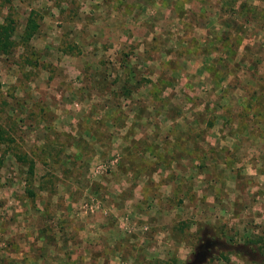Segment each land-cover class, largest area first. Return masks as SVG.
<instances>
[{
  "label": "rangeland",
  "instance_id": "374dc122",
  "mask_svg": "<svg viewBox=\"0 0 264 264\" xmlns=\"http://www.w3.org/2000/svg\"><path fill=\"white\" fill-rule=\"evenodd\" d=\"M81 2L0 0L2 14L14 18L16 27L14 51L0 55V124L13 140L0 143V262L10 263V253L30 256L24 247L32 250V224L46 219L51 240L75 245L63 252L77 256L70 264H136V256L143 264H158L161 257L170 262L173 257L176 263L171 264H217L220 252L227 251L228 264H264V0H96L89 1L92 8L80 9ZM111 6L133 18L130 23L116 20L118 28L127 27L124 36L110 37L113 20H104ZM32 11L39 28L23 44L21 34ZM104 16L100 24L84 22ZM73 44L78 48L74 53L80 49L76 55L60 52V47ZM128 66L137 96L153 90L155 83L144 87L147 83L164 79L166 85H158L164 87L163 97H136L125 103L109 94L112 85L117 90L115 80H123ZM104 69L106 81L90 85V74L100 78L98 72ZM250 80L257 86L244 87L258 91L250 108L255 116L245 114V108L239 119L240 108L231 98L238 85ZM132 111L128 123L133 127L137 122L138 128L162 123L172 129L167 116L188 113V149L181 147V158L188 160V203L178 214L157 216L152 210L147 216L149 205L142 192L158 193L155 184L143 185L153 161L140 156L139 141L124 154L109 150L110 119L121 125ZM162 111L166 116L159 114ZM93 112L104 115L84 118ZM79 113L86 114L73 120ZM185 123L179 119V129ZM213 123L215 131L208 134ZM240 125L252 130L239 143L243 148L236 140L234 145V136H226ZM74 126L90 129L73 136L67 130ZM95 139L106 141V147H93ZM163 143L170 144L165 138ZM163 150L164 156L168 151ZM19 155L35 160L33 176L17 160ZM64 174L79 177L80 183ZM46 180L53 183L51 191L60 193L35 200L27 196L28 190L41 191ZM130 194L135 196L127 202ZM43 202L49 212L45 218L41 207L37 215L32 212ZM181 221L188 222L183 231L177 227ZM52 224L61 231H78L53 236ZM156 233L167 241L159 250ZM82 242L86 245L78 248ZM90 249L108 256L87 261L84 252Z\"/></svg>",
  "mask_w": 264,
  "mask_h": 264
},
{
  "label": "crops",
  "instance_id": "0c3cea01",
  "mask_svg": "<svg viewBox=\"0 0 264 264\" xmlns=\"http://www.w3.org/2000/svg\"><path fill=\"white\" fill-rule=\"evenodd\" d=\"M74 0H66V5L69 4H73ZM82 1V5L80 6V9L84 8V6H88L89 8H92V4H90L89 1H96V0H80ZM146 1V0H144ZM96 3V2H95ZM61 10L64 6H60ZM94 8V7H93ZM109 8V15L108 19L104 20L105 23H111L113 20L114 26L109 27L111 30L110 32L112 33L113 37L115 36H124L125 35V31L127 29H122V28H118L116 26V20L118 18H123L125 23H130V21H133V18H130V14L129 13H122L120 12L116 7H108ZM142 8H144V6H142ZM95 11V9H94ZM93 11V12H94ZM113 11H115L117 14L115 15L114 13H112ZM93 14V13H91ZM120 15V16H119ZM106 16H104V18H94L92 17V19L88 20V21H84V22H88V23H101L103 21V19H105ZM139 18V17H138ZM137 16L135 19H137ZM95 30V29H94ZM90 31V30H89ZM90 35L94 36L96 35L95 32H88ZM150 33H153V31H151ZM128 35H130V32L127 33ZM77 35V34H76ZM79 37V39L82 38V36H79V34L77 35ZM86 36H89L86 34ZM75 43H78V40L75 39L74 41ZM63 48L60 47V52L62 54H64L66 57L72 56V55H76L75 53H77V51L71 52L69 50H66L65 46H62ZM79 47V46H78ZM80 55V54H78ZM94 69L99 70L98 68H96L94 66ZM129 70V68H128ZM83 70H81L82 72ZM131 74V73H130ZM155 82H157V80H155ZM154 83V82H149L147 83L146 86L144 87H150V85ZM173 84V83H172ZM171 84V85H172ZM254 85L257 86V83L255 81H243V83L241 85H238V92L236 89L235 94L233 95L234 98L232 97L231 99H233L234 104L236 105V107L240 108L238 110V118L241 119L243 112H239V111H243L245 108H247L248 110H246L245 114L249 113V115L255 116V114H253V110L251 111L250 108L253 105V103L256 102V100H258V91L257 90H246V86L247 87H254ZM140 85V89H141ZM245 86V87H244ZM164 87H161L160 90V95L162 97V89ZM219 89H223L221 88V86L217 87ZM228 96V95H227ZM227 96H221L219 97V99H221L222 101H225L227 99ZM136 97H141L143 100H151L153 98V94H152V90L151 88H147V91L145 92L144 95L139 94V96H137L136 91H132L131 94L129 96H127V98L124 100V102H133L134 99L136 100ZM228 99V100H231ZM248 111V112H247ZM236 112V111H235ZM86 113H79L77 117L72 118L73 120H78L80 118H82V115H85ZM135 114V112H130L128 113V117L125 116V125H120L117 124L113 121V119H110V125L107 126L109 127V129L112 128V130H110L112 133V138L109 139V141H107L109 143V145L111 146V149L109 148V150H117V152H122V154H124V151L127 149V147L129 146L131 148L132 144L136 143V141H141L145 140V142L147 144H152V147L156 148V152L157 154L155 156H153V153L150 151V149L144 148L143 149V153L144 155H146L148 158V161L155 163L156 162V169L152 170V171H146L145 172V181L143 182V185L146 184L147 182H150L152 184H155L156 187V191L158 193V195H154V194H149L148 192H142L143 196L146 197L147 200V204L149 205L148 208V213L147 216H151L153 213V211L155 212L157 210V216H159V214H178L180 207H182L184 205V203H188V160H183L181 158V156L183 155V152L181 150V147L184 149H188V113L184 112V114L180 113V115L178 117H169L170 119V125L172 127V129H166L162 126V123H159V125L156 126V128H152V123H149L148 127L145 128H138L136 127V123L137 122H133V128H130V125L132 124V122L128 123L129 121L127 120V118L132 117ZM159 114H162L164 116H166L164 114V112H160ZM104 114L102 113H96L93 112V114L91 116L89 115H85L84 118H94V119H98L101 116H103ZM237 115V114H236ZM226 117L225 114H222V117ZM257 116V115H256ZM105 117V116H104ZM136 121H138L136 118H134ZM179 119H183L186 123H185V127L184 128H180L178 127V122ZM113 125V127H112ZM214 125L215 123H213L212 125L209 126L210 130H208V134L209 132L212 134L214 133ZM208 128V129H209ZM90 127H85V126H80V127H76L74 126V128H70L68 129V134H71L73 136L78 134H82V133H87L89 132ZM230 132H228V134H226V136H229L231 134V136H234V145L236 144V141L238 142L237 146H240V142H242V139L249 137L252 135V130L250 128H246L245 126H233L232 129H229ZM225 134V132H223ZM207 134V135H208ZM141 135V136H140ZM185 136V142H183V144L181 143V138L180 136ZM167 139V141L170 143L169 145H161L163 139ZM77 139V138H76ZM98 142L95 139V142H97V144H94L93 147H100L104 148L105 143L104 141L97 139ZM236 140V141H235ZM217 140L214 139L211 143L213 145H215V142ZM224 143L227 142L228 140H223ZM221 142V141H220ZM232 143V142H231ZM78 144V143H77ZM219 144V142H217L216 146ZM254 144H256L255 140H253V146ZM227 145V144H224ZM77 146V145H76ZM230 146V145H229ZM135 147V146H134ZM171 147V148H168ZM167 148L166 151L167 154H165L163 156L164 150ZM240 148H243V146H240ZM169 149H171V152H169ZM120 153L119 156H120ZM121 157V156H120ZM186 159H188V154L186 156ZM241 163V162H240ZM76 167H79V165H77ZM128 175V174H126ZM156 175V176H155ZM77 176V175H76ZM68 180L74 184H79L80 183V178L79 177H73V176H68L67 177ZM127 181L129 180V178L126 179ZM125 180V181H126ZM233 180L235 182V178L233 177ZM182 184L186 185V187L184 189H182L180 186H182ZM139 188V185L137 186ZM136 187V189H138ZM140 189V188H139ZM137 191V190H136ZM60 192H56V191H51L50 188H46L44 187L43 189H41V191H37L36 192V197L37 198H42V197H48L49 195L54 198V196L56 194H59ZM45 195V196H42ZM136 195V192H135ZM135 195L130 194V196H126L125 198H127V202L132 201L133 197ZM183 197V204L182 205H176V203H173L172 201H170V198H174V197ZM38 201V200H36ZM46 202L41 203V205H34V207L32 208V212H35V214L37 215V213L39 211H37V208L41 207V213H42V217L41 218H45V216H48L49 212H48V208L45 207ZM156 207V209H155ZM188 208V207H187ZM155 209V210H154ZM153 210V211H152ZM54 214V213H52ZM50 218V217H49ZM46 219L44 221H41L42 223L40 224L39 222L35 221L34 224H32V250L30 249V245H25L24 249L27 253H30V256L25 255L24 257L18 256V254L16 253H10V263L8 264H50L52 263V261L54 260L55 263L57 264H70L71 262H73L74 258H76L77 256H75L73 253H69V255L66 253L64 254V251H69V249H72L75 247L69 245V241L65 239L64 243L67 244V246H65V244L62 242H59L56 239L51 240L50 237L48 236L50 234V229L47 227L46 224ZM49 221V220H48ZM57 223V222H56ZM54 225V224H52ZM103 227L105 228V224L102 222L101 224ZM144 229L148 228L147 224L143 225ZM53 236H57L58 234H65V235H69V232L72 231V233H75L78 230H75V228H66L65 231H61L59 229H57L55 227V225L53 226ZM91 229V228H90ZM69 231V232H67ZM67 232V233H66ZM163 231H160L158 234H160ZM90 233H95L90 231ZM156 233V237H157V244L156 247L158 248L157 250H159V248L161 246H164L167 241L165 239V241ZM176 241V240H175ZM179 242V241H177ZM180 242H182V240H180ZM84 242L80 243L79 246H77L78 248L85 246L86 244H83ZM2 245H3V241H0V259L3 258V250H2ZM90 246V244H88ZM94 246V245H92ZM29 247V248H27ZM97 247V246H95ZM58 249L61 248L60 253H52V250L54 249ZM95 250H85L84 252V259H86L87 261H94V259L96 258L95 261L100 262L101 258L103 256L107 257V255H105L106 253L102 252L103 254H96L94 252ZM117 253V251H115ZM32 255V257H31ZM97 256V257H96ZM30 257V258H27ZM158 259H163V257L158 258ZM0 264H2L0 262Z\"/></svg>",
  "mask_w": 264,
  "mask_h": 264
},
{
  "label": "trees",
  "instance_id": "16d2710c",
  "mask_svg": "<svg viewBox=\"0 0 264 264\" xmlns=\"http://www.w3.org/2000/svg\"><path fill=\"white\" fill-rule=\"evenodd\" d=\"M15 28L16 27H15L14 18H12L8 14L3 15L2 10H0V55H9L14 51V48L16 46V41L14 40ZM38 28H39V22L35 18V13L32 11L28 15L24 30L21 34L22 41L24 42L23 44H26L30 40L31 37H33L37 34ZM65 47H66V50L74 52V49L77 46H75V44H73L71 46L67 45ZM76 49H78V48H76ZM79 50H78V52H79ZM75 54H77V53H75ZM128 68H129V70H128V72L124 73L122 81L118 77H117L118 82H116V80H115V83H117V85H115L117 90H115V92H114V89H113L114 86L113 85L111 86L112 90L111 91L108 90L109 94L111 93V95L115 96V98H117V99L119 98L120 101H124L127 98V96H129L131 94L132 91L136 90V87H137L136 85L132 84L133 79L131 78L130 73H133V72H132L131 67L128 66ZM94 71L97 72V70H94ZM107 71H108L107 69H104V71L98 72V77H100V78L96 77L97 73L93 72L94 75H92V73H91L90 77L88 79L90 82V85L92 82L95 84H100L103 81L105 82ZM219 77L222 79L224 78L223 75H221ZM135 82L138 83L137 80H135ZM164 82H165L164 79H157V82H154L155 84H154L153 90H152V94H153L154 99L155 98H157V99L161 98L159 87L164 85L165 84ZM158 85H161V86H158ZM139 86H140V84H139ZM86 88H88V87H85V89ZM102 93H106V91L102 92ZM162 99L165 100V98H162ZM107 100H110V99H107ZM117 101L118 100H116V102H114V104H117L118 103ZM109 102L110 101H105V104L109 103ZM124 123H122L121 125H124ZM130 128H133V127H130ZM180 138H181L180 141L183 144V142H185V136L182 135V136H180ZM11 141H13V140L10 136V132L8 131V129H5L4 127H2L0 124V143H9ZM142 141L143 142L139 141V144L141 146V148L139 149V150H141V151H139L140 156L142 158H148L146 155H144V153L142 151L144 148H147V149H150V151L153 153V151H152L153 145L147 144L145 142V140H142ZM134 146L135 145H133V147ZM134 149H136V148L134 147ZM127 150L132 151L129 146L127 147ZM17 160L24 164V167L27 168L26 170H27V173L29 175H32V176L34 175V173H35V160L33 158L30 159L28 157H24V156L19 155V156H17ZM155 165H156V162L151 164V166H153V169L149 168L148 170L149 171L155 170L157 167V165L156 166ZM65 176H67V175H65ZM52 184L53 183L50 180H46V184L44 185V187L51 188ZM43 188L41 187L40 189H43ZM28 191H29V193L27 194V196H30V197L32 196V199L35 200L37 191L36 190H32V191L28 190ZM170 201H172L173 203H176V205H182L183 204V197L179 196V197L170 198ZM177 227L181 231H183V230H185V228L188 227V222L181 221L177 224ZM248 239H251V238H248ZM249 241L250 242H256L258 240H249ZM230 253L231 252H228V251L227 252H220V254L217 256V259L219 260V262L217 264H228ZM135 258H136V264H143V258H140V256H136ZM157 263L158 264H171V263H176V260L172 257L171 262L167 261V260H157Z\"/></svg>",
  "mask_w": 264,
  "mask_h": 264
}]
</instances>
